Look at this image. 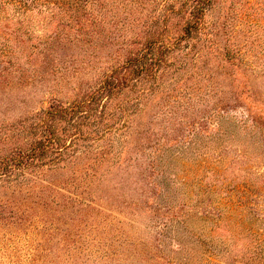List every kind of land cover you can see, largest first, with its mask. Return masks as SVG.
<instances>
[{"label":"rangeland","instance_id":"obj_1","mask_svg":"<svg viewBox=\"0 0 264 264\" xmlns=\"http://www.w3.org/2000/svg\"><path fill=\"white\" fill-rule=\"evenodd\" d=\"M53 1L27 0L22 7L0 0V165L48 132L53 136L42 157L9 161L12 168L0 171V264H202L207 252L196 246H208L209 233L192 221L183 238L199 234L201 242L192 238L196 246L176 251L169 231L161 232L165 215L141 201L144 177L156 160L157 171L180 178L197 152L207 158L204 169L213 166L225 140L197 147L177 134H186L192 120V130L199 129L210 107L218 106L240 126L226 123L235 135L220 162L231 163L224 176L259 182L257 202L264 207L262 145L246 141L244 154L234 150L248 132V112L264 137V0H210L188 36V0ZM158 35L169 49L156 74L135 77V85L103 94L71 116L50 118L47 110L87 99L112 69ZM169 138L177 143L158 157L155 147ZM196 172L201 182L209 176ZM156 177L164 176L159 171ZM199 178H188L187 204L195 203ZM236 187L226 197L227 189L214 188L212 202L227 217L218 235L229 245L212 242L222 250L210 258L214 264H264L263 212L244 209L239 223L230 208L242 200L243 187ZM200 197L202 204L208 200ZM234 222L251 228L247 236L231 230Z\"/></svg>","mask_w":264,"mask_h":264},{"label":"trees","instance_id":"obj_2","mask_svg":"<svg viewBox=\"0 0 264 264\" xmlns=\"http://www.w3.org/2000/svg\"><path fill=\"white\" fill-rule=\"evenodd\" d=\"M15 1H17L18 6L26 7L30 4L27 2V0H11L15 4ZM36 1V0H31ZM190 2V6L192 7L189 12V19L184 23L183 30H185L186 35H190L193 31L197 30L199 28V25L201 24L203 20V15L205 11L206 5L210 4V0H188ZM67 0L65 1V3ZM46 3V2H43ZM53 3H59V0L57 2L53 1ZM16 5V4H15ZM169 49L168 44L166 41L158 36H153L152 38H149L148 40H145V46L143 47V51L140 54H135L132 57L126 59L124 63L118 67L112 69V72L109 76H106L102 82L99 84V86L87 97L85 100H80L75 103H73L69 108H60L55 109L54 111H46L49 113L48 115L51 116L50 118L59 117V118H65L67 115H70L75 113L84 105H90L96 100L102 96L103 94L109 95L112 92H118L124 87L132 84L135 85L137 82V79L134 83H131V80L135 77H142V78H148L150 76L157 73L159 66L164 61V54ZM210 112L206 115L204 123L207 125L208 122H214V125L206 126L205 124H200L199 129L192 130V127L194 126V121L192 120L190 123L186 125L187 132L186 134H177V137L181 138L183 136V141H186L190 144L197 145V147L201 144L207 145V142H210V140H221L224 141V143H218L220 146L219 150L215 153V157L210 161V164H214L210 168L204 169V164L207 162V158L205 154L201 156V152H197L200 156L198 158H194L192 166L183 168L182 169V176L180 178H174L175 175L178 172H174V174L171 176L169 175V172H165V170L162 168H158L156 166V160H152L150 163H148L149 168V174L144 177V182L146 183V188H143L142 190V202L145 204H149V206H153L154 208H149L150 210L154 212H160L158 214L165 215L164 218H162L165 221L160 220V224L163 226L162 231H169L167 236L171 237L173 240L176 241V251L182 252L183 246L182 244L190 243L192 246H196L194 243V240H197L198 242H201V236L199 234H196L194 236L193 233L190 234V240H184L183 236L186 234L184 232L187 231L188 227L191 225L192 221L201 222V227L206 232L209 233V238L206 241V244L208 246H203V248H200L196 246L201 251L204 250L207 252L206 258H204L202 264H214L215 262L210 258V255H216V252H219L222 250V247H218L215 244H212V242L218 240L222 242L225 246H228V242L226 239L222 238L220 239V236L218 235V229H222L221 227H224L225 221L227 217H223L221 214V211L218 209V207L212 202L216 196H214V192L216 191L214 188L217 186H220L222 190H226V194L223 196H227V193L232 190H238L236 187L238 184L240 187H243V190L241 193L242 200H240V204L237 206H234L235 203L230 204V208L235 212L238 211L239 217L237 218V221L241 223L243 216H245V213L241 212L245 209L246 211H252L253 213L257 214L260 212H263L264 215V207L257 202L258 198L261 196L259 191L260 185L259 182L257 184H253L255 181H251L246 185V183L243 182L241 179L239 182L234 183L235 178L229 177L226 178L224 176L225 172H223L225 169L230 166L231 163L226 164H220L221 160L225 158V153L228 150H231L233 148L232 144H230L231 139H233V136L235 133H231L226 123L229 122V120H233V124L237 127L239 123L235 122L231 114H225L224 108L218 107V106H211ZM82 111V110H81ZM71 113V114H69ZM88 112L84 113L87 114ZM249 116V120H243L244 121V127L248 126V132L245 134L244 139L237 140L236 144L239 145V148L234 149L237 151V153L244 154L248 144L246 141L249 142V144L257 143L258 146L262 145V149L259 154H257V157L259 159H264V137L263 132L260 131L257 133V129L260 128V126L256 123V119L253 115H250L249 112L247 113ZM246 115V117H248ZM85 115L84 117H86ZM203 118V117H202ZM248 122V123H246ZM45 129H48L49 127H44ZM243 128V127H242ZM107 129V128H105ZM244 129V128H243ZM189 131H193L194 137H189ZM257 133V134H256ZM51 139V140H50ZM182 139V138H181ZM174 140V141H172ZM53 141V136L51 132H48V135L45 134L44 139L38 140L34 142L27 150L20 152L10 160H8V157L1 161L0 165V171H5L7 169H11L12 166L9 164V161H15V165H18L22 162H28L30 163L35 160L36 158H40L44 155V152L47 150L46 147L48 143ZM182 141V142H183ZM177 143L176 138H169L166 139V143H159L155 147L154 154L158 155V157L161 158L162 148L164 146L168 147L172 143ZM165 147V148H166ZM193 147H189V149H192ZM175 155V154H174ZM175 158V157H174ZM233 159L235 156L232 157ZM231 158V159H232ZM230 159V160H231ZM161 160V159H160ZM10 165V166H9ZM195 166V169H192V167ZM170 167V166H169ZM223 168V169H222ZM198 170H205V172H209V176L205 178V176H202L203 182H201L200 178L197 176ZM161 172V175L164 177H156V174L158 172ZM191 176V179L199 178L198 184L196 187V190L194 195L196 197L195 203L187 204L185 200H190L191 197L188 193H185L183 189H190L188 187L189 185V177ZM263 180V179H260ZM175 181L181 182V186L173 185ZM164 185V187L162 186ZM253 184V185H252ZM230 185V187H229ZM252 185V186H251ZM178 192V193H177ZM220 193L219 191L217 192ZM200 195H205L207 197L206 203L202 204ZM232 202V201H231ZM136 205V204H135ZM259 205V206H258ZM261 205V207H260ZM241 206V207H240ZM227 216H230L228 214ZM221 217V218H220ZM167 218V220H166ZM169 219V220H168ZM239 223L234 222L233 228L231 230L235 231L236 234H239L238 236H241V234L245 237L247 236V232L250 231V227L241 225ZM246 231V232H245ZM254 232V231H252ZM163 233V232H162ZM187 233V232H186ZM189 233V232H188ZM166 234V233H165ZM256 236L261 235L262 232L259 233H252ZM264 234V233H263ZM241 239V237H239ZM262 240V238H261ZM158 242L162 244H166V241L160 237L158 238ZM188 245V244H187ZM224 246V249H225ZM158 250H162V246L158 248ZM163 251H161L162 253ZM227 253V252H225ZM209 254V255H208ZM228 255V254H227ZM165 256V255H164ZM167 258V260H170V257H164Z\"/></svg>","mask_w":264,"mask_h":264}]
</instances>
